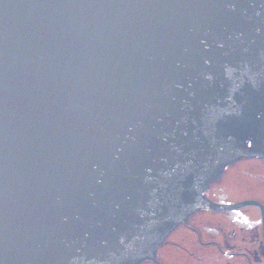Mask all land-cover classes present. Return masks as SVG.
Listing matches in <instances>:
<instances>
[{"label":"water","instance_id":"obj_1","mask_svg":"<svg viewBox=\"0 0 264 264\" xmlns=\"http://www.w3.org/2000/svg\"><path fill=\"white\" fill-rule=\"evenodd\" d=\"M264 162V0H0V264H141Z\"/></svg>","mask_w":264,"mask_h":264},{"label":"flooded vegetation","instance_id":"obj_2","mask_svg":"<svg viewBox=\"0 0 264 264\" xmlns=\"http://www.w3.org/2000/svg\"><path fill=\"white\" fill-rule=\"evenodd\" d=\"M227 172L235 177L231 182L239 177V171L226 169L206 191L209 198L220 196L228 182L223 183ZM214 185L219 188L211 191ZM249 195L248 199H256L264 206V185L252 187ZM155 257L161 264H264L261 210L246 206L232 211L195 212L166 237ZM141 264L158 263L146 260Z\"/></svg>","mask_w":264,"mask_h":264},{"label":"rangeland","instance_id":"obj_3","mask_svg":"<svg viewBox=\"0 0 264 264\" xmlns=\"http://www.w3.org/2000/svg\"><path fill=\"white\" fill-rule=\"evenodd\" d=\"M228 170L239 171L237 172L239 177L231 182L230 179L235 177H233L232 172H227L223 183L228 182L223 185L222 193L219 192L221 197L216 194V200L224 202L241 200L248 197L252 187H262L264 185V163L258 159L239 161L235 165L230 166ZM220 184L222 183L220 182ZM216 188H219V186L214 185L211 191H215Z\"/></svg>","mask_w":264,"mask_h":264}]
</instances>
